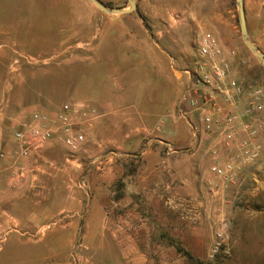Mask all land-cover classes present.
Here are the masks:
<instances>
[{
    "label": "rangeland",
    "instance_id": "1",
    "mask_svg": "<svg viewBox=\"0 0 264 264\" xmlns=\"http://www.w3.org/2000/svg\"><path fill=\"white\" fill-rule=\"evenodd\" d=\"M137 5L108 14L90 0H0V264H264V96L245 115L249 92H264V66L242 38L237 2ZM244 6L264 53V0ZM207 35L245 89L238 122L258 129L252 160L203 124L228 112L222 97L185 99ZM65 104L85 141L71 150L56 134L21 157L15 133ZM216 163L232 165L227 176Z\"/></svg>",
    "mask_w": 264,
    "mask_h": 264
},
{
    "label": "built area",
    "instance_id": "2",
    "mask_svg": "<svg viewBox=\"0 0 264 264\" xmlns=\"http://www.w3.org/2000/svg\"><path fill=\"white\" fill-rule=\"evenodd\" d=\"M233 53V51H231ZM201 65H198L196 73L193 74V84L190 85L185 99L191 105L196 106L198 100L202 98L204 105L208 101L215 102V97H222L227 105L228 112L221 116H216L221 112L215 108L213 112H207L202 121L207 131H212L217 127L229 145L230 142L237 141L240 155L247 160L257 157L260 145L256 140L258 129L249 120L238 122V106L241 98L245 94L244 87L235 80H228L231 73L230 62L226 58L225 50L221 43L212 36H205L199 45ZM209 64V69L204 70ZM198 84L208 85L215 91V95H199L195 90ZM248 105L245 109L246 117H252L254 113L262 109V98L264 92L261 88H254L249 92ZM212 103L211 106H213ZM216 105V104H215ZM77 112L70 105H63L54 117H49L43 113L35 112L24 128L15 133V138L20 143L19 155L23 158H30L38 154L40 150L57 134L60 141L71 150H76L84 141L85 134L81 129H75L72 120L77 116ZM86 115V113H83ZM218 115H220L218 113ZM245 133V135H242ZM1 153V157H4ZM232 165L214 164L212 170L218 176H227Z\"/></svg>",
    "mask_w": 264,
    "mask_h": 264
},
{
    "label": "water",
    "instance_id": "3",
    "mask_svg": "<svg viewBox=\"0 0 264 264\" xmlns=\"http://www.w3.org/2000/svg\"><path fill=\"white\" fill-rule=\"evenodd\" d=\"M97 8H99L104 13L108 14H119V13H131L136 12L138 9L137 0H128L129 7L127 9L122 8H109L103 4L100 0H90ZM238 6L239 22L241 28L242 38L247 45V47L260 59L262 65L264 66V53L261 49L256 46L249 37L247 20L245 13L244 0H236Z\"/></svg>",
    "mask_w": 264,
    "mask_h": 264
},
{
    "label": "crops",
    "instance_id": "4",
    "mask_svg": "<svg viewBox=\"0 0 264 264\" xmlns=\"http://www.w3.org/2000/svg\"><path fill=\"white\" fill-rule=\"evenodd\" d=\"M0 98H1V99H4V93L0 94ZM1 99H0V100H1ZM5 115H6V111L2 108V109L0 110V143H2V141H4V140H3V138H4L3 133H4V131H3V126H2V120L5 118ZM49 147H51V144L48 145V148H49ZM6 153H7V152H6ZM7 155H8V153H7ZM5 160H6V161L9 160V156H7V157L5 158ZM1 167H2V164L0 163V170H1ZM63 228H65V227H63ZM61 231H64V230L62 229Z\"/></svg>",
    "mask_w": 264,
    "mask_h": 264
}]
</instances>
